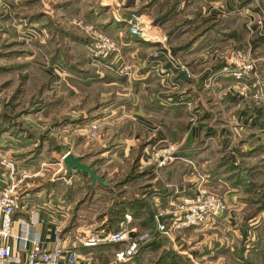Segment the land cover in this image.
Segmentation results:
<instances>
[{"label":"rangeland","instance_id":"rangeland-1","mask_svg":"<svg viewBox=\"0 0 264 264\" xmlns=\"http://www.w3.org/2000/svg\"><path fill=\"white\" fill-rule=\"evenodd\" d=\"M171 2L174 0H0V156L6 154L14 159L19 172L26 169L28 177L40 175L36 179L44 183L52 180L49 177L55 178L50 194H21L24 178L18 199L45 206L46 210L53 209L58 217L67 218L65 225L74 227V236L106 227L107 216L116 200L144 198L152 203L154 213L163 207L175 209L170 203L175 199L165 203V194H158L164 187L174 191L178 186L189 191L194 189L195 196L197 184L201 183L208 192L225 199L226 214L203 224L168 233L156 226L162 233L156 247L140 244L121 258L116 257V252L125 248L126 241L100 247L97 257L102 264L108 261L111 264H264L260 257V252L264 253V135L257 129L252 133L255 136L248 135L237 126L241 135L227 136L215 144L213 136L207 135L198 141L190 130V118L195 123L205 114L210 117L203 119L202 124L196 123L202 125L201 130L220 127L217 108L225 109L221 99L227 91L231 97L240 95L244 102L249 100L264 111V0H191L184 10L176 5L162 19L163 23L157 24L162 33H167L169 42L179 47L180 62L194 80L187 84L189 87L182 88L184 83L174 87L183 90L178 95L184 93L187 108L182 105L180 109L185 113L179 115L178 121H171L172 131L168 132L167 140L155 137L149 140L152 150L164 142L176 145L178 156L158 168L168 165L173 170V178L168 182L159 177L146 181L157 173L149 167L139 170L143 146L147 144L143 138L141 144L133 145L126 154L123 144L119 146L112 141L127 122V118L116 119L117 114L111 113L114 98L121 96L122 100H128L123 89L130 87L139 91L134 84L141 77H129L113 70V54L107 60L90 58L86 44L76 36L90 37L85 25L93 24L117 41L125 62L142 70L156 58L154 44L139 38L147 45H135L131 42L137 38L127 32L124 37L117 35L118 29L114 31L113 26L134 12H150L156 16L159 8L164 10ZM97 4L103 6L102 10L96 9ZM226 32L230 33L225 35ZM208 43L213 44L202 48ZM234 50L248 54L247 60L253 67L250 77L237 79L222 74L216 77V80L223 77L220 82L207 81L210 73L219 72ZM152 81L157 86L164 82L157 77H152ZM193 92L199 97H194ZM168 95L165 101L174 102ZM80 105H83V114L87 112L96 118L84 121L77 127L78 131L72 132L68 118L76 114L73 110ZM91 122L99 124L94 135L85 131ZM181 132L186 137L184 141L180 139ZM88 138L96 139L83 146L88 151L84 157L92 159L96 165L92 167L110 183L109 191H97V186L101 190L104 186L97 181L91 183L80 171L67 175L63 160L60 161V156L69 151L66 141L71 139L82 146ZM100 150L104 153L97 154ZM196 150L199 153L194 154ZM228 154L233 164L221 165L217 173L221 181L212 183L214 178L204 175L200 168V158H210L213 163ZM73 174L80 176L73 177V185L61 184L62 176ZM6 179V170L0 163V181L3 183ZM127 183L133 191L121 186ZM56 187L62 189L58 191ZM164 215L171 222V213ZM122 223L120 227H127L132 236L151 229L143 228L130 214H126Z\"/></svg>","mask_w":264,"mask_h":264},{"label":"crops","instance_id":"crops-1","mask_svg":"<svg viewBox=\"0 0 264 264\" xmlns=\"http://www.w3.org/2000/svg\"><path fill=\"white\" fill-rule=\"evenodd\" d=\"M180 2H181V0H179V3L177 4V8L180 10L186 9V7L189 5V2L186 4H182ZM150 18L152 19L151 16H150ZM153 24L154 25L151 26V28H150V33L154 34L155 36H159L161 34H164V35H166V37H168L167 33H162L161 29L158 27L157 24H155L154 22H153ZM113 27H114V29L113 28L112 29L114 31L116 29H118V30H116L117 35H121L124 37V34L126 32L128 34H132V33H129V30L127 29V25H124V27H121V26H113ZM228 33H230V32H226L225 35H227ZM130 36L135 37L133 35H130ZM135 38H137V39H133V41L131 42V43H134L135 45H137V44L139 45V43L141 45H147V44H145L146 42L147 43H153L154 47L156 49L160 45L159 43H156L153 41H146L145 43H142L141 41H139V37H135ZM134 44H130V45L133 46ZM212 44L213 43H208L207 45H204V47H202V48H205V47L209 48V47H211ZM167 45L171 50V45H170L168 38H167ZM155 52H157V51H155ZM173 54L175 56H177L178 58H180V56H179L180 51L179 50ZM157 60L158 59L156 57L152 60L151 63H156ZM151 63L146 64L142 70H140V69L136 70V68L131 66L132 70L130 71L129 74H127L129 77L132 75L134 78H136L138 75H140L141 78L139 80H135L134 85H135V88L137 86L140 88L138 90L141 92V94H139L138 93L139 91H136V89H132L129 87V88L123 89V91H124L123 95L127 94L128 100H122L123 97H121V96H120L121 98L120 97L114 98L115 103H114L113 107H110L111 113L112 114L114 113L113 115H115V113L117 114V116L114 117L116 119L117 118H127V122L124 125V127H122L120 129L119 132H116L118 137H116V139H114L112 141L115 144H119V146L123 144L122 147L124 150V154H126L130 147H132L133 145H136V147H137L139 143L141 144L142 138H143L144 139L143 142L147 143V144H145L143 146L142 154L140 156V162L142 164V167L139 170L141 171L143 168L149 167V169H153V171H155L157 173L156 175H153L152 177H150V179L147 178L146 181H149V180L154 181L155 179L157 180V178L159 177L160 180H162L164 182H168L171 178L174 177L173 170H169L168 165L164 166L163 169L158 170L155 163L153 162V160L150 157V153H151L152 149L149 146L151 144V143H149V140L151 137H155V138H158L159 140H163V141L167 140L168 132L170 133L172 131L171 121H178V119L180 117L179 115H182L185 113L184 110L180 109V108H182V105L185 106L184 100L186 99V96L184 95V93L178 95V93L183 92V90L179 89L180 87L174 88L176 86H171L169 81L173 80L175 83H178V85L180 83H184V85H182V88H183L186 86L189 87L188 83H191L194 80H192V77L188 71L186 74L183 73L186 78H183V77L177 78L176 75H173L169 80V79H167V77H164L163 75H161V73H159L157 70H154V71L149 70V69L146 70V67L148 65H151ZM62 70L65 71L64 68ZM212 73H214V72H212ZM212 73H210V74H212ZM152 77L153 78L157 77L164 82H162V85L157 86L155 83H153ZM221 79H223V77H220L216 81L220 82ZM111 82H113V81H111ZM142 89L144 92L142 91ZM163 89H165V92L163 91ZM169 89H172V90L175 89L171 92H168V93H171L172 95L171 94L168 95L167 91H169ZM225 90H226V88H225ZM233 91L236 92L235 90H233ZM193 93H194V97H196V98L199 97L198 95H196V94H198L197 92H193ZM167 95H168L169 100L172 101V98H173L174 102H170V103L166 102L165 97ZM243 99L244 98L240 95H238L236 98L231 97L230 91H227L226 94L222 97L221 101L222 100L224 101L225 109L223 108V106H220L219 108H217V118H218L217 122L220 124L219 125L220 127L217 129V131L209 134L210 136H213V137H211L213 139V142L216 140V143L214 142L215 144L220 143L221 140H224V138L227 136L231 135L234 137V135H239L241 133V132H239V130L237 131V128L239 126L242 127L243 130L248 132L249 133L248 135L251 134L252 136H255L252 133H255L256 129L259 130L260 133H262L264 135V111H262L259 106H255L254 104H252L249 100L244 102ZM233 100H236L235 102H236L238 108H234V107H236L235 106L236 104L235 103L232 104L233 102H231V101H233ZM196 101H197V99H196ZM243 102L245 105L243 104ZM194 103H196V102H194ZM194 105H196V104H194ZM244 107H247V109L249 111L248 110L243 111ZM185 108H187V107L185 106ZM86 110H88V109H86ZM82 111H83V105H80V107H76V109L73 110V113H76V114L73 115L72 117L68 118V120H69L68 123H70V125L72 126V128L70 129V130H72V132L78 131L77 127L80 126L81 123H83L84 121L96 118V117H93L94 115H90L87 112L86 113L84 112V114H83ZM81 112H82V114H80ZM111 117H109V118H111ZM206 117H210V116L205 114V116L204 115L201 116L200 121L195 122V123H193L194 121H192L190 118V123H192L191 129H190L191 134L198 141L199 140L202 141L204 138H206L207 135L205 133L206 131L201 130V129H203L202 125H197L196 123L202 124L203 119H205ZM212 129H214V128H212ZM144 137H146V138H144ZM256 137H258V136H256ZM185 138L186 137L184 136V132H181V138L180 139L182 141H184ZM95 139H89V138L86 139L85 144H82V146H81V143L75 144V141L70 139L69 140L70 142L66 141V143H67L66 150L71 151L73 154H81L83 156L84 162H87L91 166L93 164V166L96 167L95 163L91 162L92 159H89L88 156L86 158L84 157V155L87 154V152H88L85 150L84 147L87 146V143H89V141H93ZM102 139H104V138L101 137V140ZM165 143H167V142L161 143L159 145H163ZM210 144H212V142ZM93 145H94V143L91 144L90 146H93ZM254 148L255 147H253V149ZM109 150L110 149H108V151ZM100 152L104 153V150L98 151L97 154H99ZM195 153H199V151L196 150V152H194V154ZM199 157H201V156H199ZM199 161L201 163L200 168L202 169V172L204 173V175L209 174L212 176V178H214V180L211 181L212 183L215 181L216 182L221 181V178H219L221 175H218L217 173H215L216 170L218 171V169L221 168V165L217 164L218 161L212 163L210 158H205V157H201ZM147 163H148V165H147ZM149 163H151V164L149 165ZM28 165L32 166V168H33V165L31 163ZM216 166L218 169H216ZM222 166H225V165H222ZM146 170L148 171V169H146ZM161 171H162V174H161ZM34 172H38V170H34ZM160 174H161V176H160ZM140 175L141 174H138L137 176H140ZM243 175H244V172H243ZM37 176H40V175L36 174L34 177L33 176L32 177H30V176L26 177L24 189L22 190L21 194H43L46 192L48 194L52 193L51 192L52 191L51 186H53V185L55 186V183H53L52 180H54L55 178L49 177L48 179H52V180H50V182L47 181L46 183H44L43 181L37 180L36 179ZM65 177L64 176L61 177V179L63 180L61 182V184L63 182H65L66 185H70V184L73 185L74 184L73 183V177L78 178L80 176L78 174L76 176L73 174L72 176H67L66 178ZM91 183H94V182L91 181ZM147 183L148 182H146V184ZM128 185H130V183H127L126 186H125V184L121 185V186L128 188ZM102 186H104L102 188V190H101L100 186H97L96 190L97 191H103V189H105V190L109 191L110 187H108L107 185H102ZM84 187L86 189V186H84ZM55 189H59L58 191H60L62 188L56 187ZM72 189H73V187H72ZM164 189H166V190H164ZM127 190L133 191L134 189L132 188V186L131 187L129 186V188ZM62 191H64V190H62ZM70 193L71 192H69L68 194H70ZM158 194H165V196H164L165 200L164 201H165V203H169L171 201V199L179 200L185 196H189L191 194L193 195L194 189L192 191H189V190H185L183 186H178L177 190L174 191V190H170V189L164 187V188H162V192H160ZM172 194H174V195H172ZM18 203H19L18 207L16 208L15 213L13 215V217L15 219L14 229H16V230L20 229V219L21 218H24V217L27 218L31 215V213L37 212L40 220L36 224V228L40 232L41 239L45 245L51 246L57 233L59 235H61L62 242L64 244H67V245L71 244V242L74 239V232L75 231L73 229L74 227L71 228V227L65 225L67 218L64 219V218L58 217L56 212L52 211L53 209L52 210H50V209L46 210L45 206H40V205H37L36 203H31L25 199H20ZM149 203H150V201H149ZM151 204L152 203H150V205ZM104 219H106V217H104ZM104 219H102L101 223L104 221ZM57 228H59V231L56 230ZM88 229H90V228H88ZM83 230H85V229H83ZM103 230H105V229L104 228L96 229V230L93 229L92 231L96 233V232H101ZM85 231H89V230H85ZM100 247H104V244L100 243V244H97L94 246L80 245L78 247V250L80 252L79 263L80 264H102L97 257V255H98L97 250L100 249ZM106 264H111V261L110 262L108 261Z\"/></svg>","mask_w":264,"mask_h":264},{"label":"built area","instance_id":"built-area-1","mask_svg":"<svg viewBox=\"0 0 264 264\" xmlns=\"http://www.w3.org/2000/svg\"><path fill=\"white\" fill-rule=\"evenodd\" d=\"M190 1L181 0L180 3L186 4ZM125 21L130 33L145 41L159 43L166 49L164 57L158 59L156 63L148 65L146 70H157L169 80L176 74L177 70H186L185 65L168 47L166 35L155 36L150 33V28L154 24L148 14L134 12ZM85 29L91 38V42L86 44L90 58L107 60L113 54L114 58L111 60L115 68L113 70L129 74L132 67L121 58L117 41L93 24L85 25ZM157 54L155 52L154 56L157 57ZM247 55L240 50L231 51L219 72L210 74L207 81L212 83L216 77L222 74L232 75L237 79L249 78L253 67L251 62L247 60ZM167 63L169 65H166ZM169 83L171 86L178 85L173 80ZM98 126L97 122H91L85 131L94 135ZM63 155L60 156L61 162ZM177 156V147L171 143L161 145L150 153V157L157 168L172 161ZM0 163L4 166L7 174L6 181L0 185V264H80V252L78 250L80 245L94 246L100 243L126 241L125 248L116 252V257L121 258L124 254L135 251L140 244L145 243L152 236L150 231L136 233L132 236L127 227H121L117 230L110 229L96 233L92 230L84 231L81 235L74 236L69 245L64 244L61 235L57 233L52 245H45L36 228V224L40 220L37 212L31 213L27 218H21L20 229H14L13 214L19 204L20 185L23 183V179L29 175V172L26 169L19 172L15 160L6 154L0 156ZM170 203L174 205L175 209L170 211V209L163 207L154 213L157 220L160 216L171 213L172 220L168 225L157 223V227L161 228L163 233L189 225L203 224L210 218L226 214L225 199L216 193L208 192L201 183L197 184L195 196L183 197ZM56 230L59 231V228Z\"/></svg>","mask_w":264,"mask_h":264},{"label":"trees","instance_id":"trees-1","mask_svg":"<svg viewBox=\"0 0 264 264\" xmlns=\"http://www.w3.org/2000/svg\"><path fill=\"white\" fill-rule=\"evenodd\" d=\"M151 1H155V0H151ZM179 3V0H174V2H171L170 5H165L164 6V10L163 8H159L157 10V14L156 16H152V14L150 12H146L147 14H149L152 17V21L155 24L158 23H163L162 19L164 17H166V15L171 11V10H175L176 9V5ZM96 7V5H95ZM103 6H100L99 4H97L96 9H101L102 10ZM138 11V10H137ZM140 12V11H139ZM118 26L124 27V25H126L125 21H117ZM130 33V32H129ZM133 36L137 37L136 35L132 34ZM77 38L80 39L81 42L85 44L91 42L90 37H88L86 34L85 36L81 35V36H76ZM141 39V38H140ZM171 51L173 53H175L176 51H178L179 47H175L173 46V44H171ZM165 48L162 47L161 45H159V47H157V59L163 58L164 57V53H165ZM166 65H169L168 63ZM176 77L180 78H186L185 75L181 72V70H177L176 71ZM1 129H4V127L2 126ZM6 130V129H4ZM217 130L211 129L210 131L206 130V135H209L208 133H212L215 132ZM231 154H228L226 156L221 157V159L217 162V164L220 165H232V157L230 156ZM231 157V158H230ZM216 169L217 166H216ZM147 170H145L146 172ZM81 172V171H80ZM83 173V172H81ZM215 173H218V171L216 170ZM84 175L88 176L87 174L83 173ZM242 175L239 172V176ZM89 177V176H88ZM90 178V177H89ZM240 178V177H239ZM99 183V182H98ZM3 184L0 181V185ZM100 184V183H99ZM102 185V184H100ZM15 213V212H14ZM109 215L107 216V226H101V228L104 227L105 230L108 229H112V230H117L120 227L122 220L125 219L126 220V214H130L132 219H138V222L140 223V225L143 228H151L152 229V236L149 240H147L145 243H143V246H153L156 247V243H158V236L159 234L161 235L162 233L158 230L157 226V222L154 218V210L151 209L150 203L149 201H147L144 198H137V199H133V200H119V201H115L114 202V206L113 208H111V210L109 211ZM14 215V214H13ZM159 221H161L162 223H165L166 225H168L170 223V220H168L165 215L160 216ZM100 228V229H101ZM150 229V231H151ZM164 235V234H163ZM119 242H110V243H103L104 246L110 245V244H118ZM260 257L262 258V262H264V253L260 252Z\"/></svg>","mask_w":264,"mask_h":264},{"label":"water","instance_id":"water-1","mask_svg":"<svg viewBox=\"0 0 264 264\" xmlns=\"http://www.w3.org/2000/svg\"><path fill=\"white\" fill-rule=\"evenodd\" d=\"M182 73L186 74V70H182ZM63 164L65 167V173L69 175L72 171H81L87 174L92 182H99L102 185H109L110 183L105 181L103 176L96 172V170L87 162L83 161V156L81 154H73L67 151L63 155ZM245 175V173H244Z\"/></svg>","mask_w":264,"mask_h":264},{"label":"bare ground","instance_id":"bare-ground-1","mask_svg":"<svg viewBox=\"0 0 264 264\" xmlns=\"http://www.w3.org/2000/svg\"><path fill=\"white\" fill-rule=\"evenodd\" d=\"M143 40V39H142Z\"/></svg>","mask_w":264,"mask_h":264}]
</instances>
